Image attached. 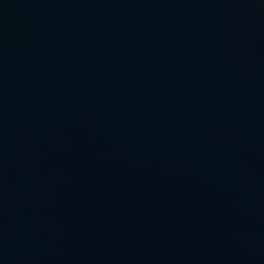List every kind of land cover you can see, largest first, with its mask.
Here are the masks:
<instances>
[{"label":"water","instance_id":"water-1","mask_svg":"<svg viewBox=\"0 0 264 264\" xmlns=\"http://www.w3.org/2000/svg\"><path fill=\"white\" fill-rule=\"evenodd\" d=\"M0 264H264V0H0Z\"/></svg>","mask_w":264,"mask_h":264}]
</instances>
